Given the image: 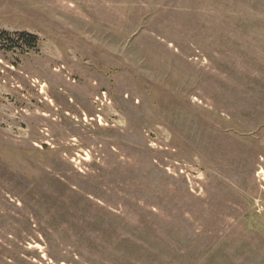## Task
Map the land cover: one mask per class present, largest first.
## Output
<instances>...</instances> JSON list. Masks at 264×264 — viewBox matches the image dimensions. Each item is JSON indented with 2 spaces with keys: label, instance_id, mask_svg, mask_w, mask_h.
<instances>
[{
  "label": "rangeland",
  "instance_id": "1",
  "mask_svg": "<svg viewBox=\"0 0 264 264\" xmlns=\"http://www.w3.org/2000/svg\"><path fill=\"white\" fill-rule=\"evenodd\" d=\"M0 264H264V0H0Z\"/></svg>",
  "mask_w": 264,
  "mask_h": 264
},
{
  "label": "trees",
  "instance_id": "2",
  "mask_svg": "<svg viewBox=\"0 0 264 264\" xmlns=\"http://www.w3.org/2000/svg\"><path fill=\"white\" fill-rule=\"evenodd\" d=\"M29 39H30L31 41H30ZM36 41H37V39H36L35 37H33V36H28V37H27V40H26V43H27V44H29V43H30V44H32V43L35 44ZM31 42H32V43H31Z\"/></svg>",
  "mask_w": 264,
  "mask_h": 264
}]
</instances>
